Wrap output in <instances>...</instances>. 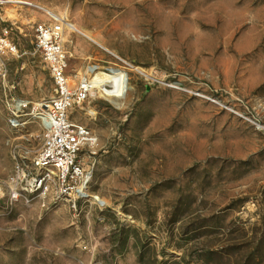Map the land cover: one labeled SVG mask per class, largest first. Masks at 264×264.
<instances>
[{"label": "rangeland", "instance_id": "1", "mask_svg": "<svg viewBox=\"0 0 264 264\" xmlns=\"http://www.w3.org/2000/svg\"><path fill=\"white\" fill-rule=\"evenodd\" d=\"M30 1L97 40L65 23L72 80L91 63L126 66L119 56L159 81L126 69L124 96L70 110L97 139L81 158L102 203L0 190V264H264V0ZM11 6H0L18 45L0 54V186L41 145L34 106L53 92L33 31L51 18L20 7L11 22Z\"/></svg>", "mask_w": 264, "mask_h": 264}, {"label": "built area", "instance_id": "2", "mask_svg": "<svg viewBox=\"0 0 264 264\" xmlns=\"http://www.w3.org/2000/svg\"><path fill=\"white\" fill-rule=\"evenodd\" d=\"M11 3V0H0V6ZM17 3V12L20 7H38L46 11L51 18L36 19L33 31L35 50L41 53L53 79V92L49 98L37 102L34 106L37 124L43 131L41 145L30 159L24 156L15 163L13 171L0 186V190L3 189L4 193L5 189L11 202L45 203L51 199L55 203L64 202L72 208H77L80 202L92 196L88 186L92 173L85 169L81 152L85 148L93 147L97 139L87 126L70 119V110L95 94L106 96L111 92L116 86L112 75L120 68L124 69L127 86L130 77L126 69L132 70L136 66L117 56L126 66H101L91 63L77 81L72 80L69 74L70 52L64 42L66 21L30 0H19ZM8 18L11 22L16 20ZM12 31L13 27L9 24L0 30V54L18 53V45ZM135 70L148 81H159L146 71L139 68ZM103 73L107 77L103 76ZM98 74H101V78L96 84L94 80ZM21 106H27V103L18 100L15 107ZM10 122L14 127L24 124L18 115L13 116ZM95 200L101 203L99 198Z\"/></svg>", "mask_w": 264, "mask_h": 264}, {"label": "bare ground", "instance_id": "3", "mask_svg": "<svg viewBox=\"0 0 264 264\" xmlns=\"http://www.w3.org/2000/svg\"><path fill=\"white\" fill-rule=\"evenodd\" d=\"M13 3H14V6H11L7 9V16L11 17V18H16L18 15L17 13V9H16V4H18L17 2L19 0H11ZM68 26L78 30L79 32H81L83 35L87 36L89 39L93 40L94 42L97 41L89 32L87 31H83L81 30L80 28H77L74 24L70 23V22H65ZM98 43V42H97ZM99 44V43H98ZM101 44V43H100ZM124 69H119V70H116L115 73L112 75V77L115 79L116 81V86L115 88L111 91V92H108L107 96H109L111 98V96H117V97H122L124 96L128 89L130 88L129 84H127V86L125 85V73L123 72ZM103 76L107 77L106 74H102ZM109 77V76H108ZM101 78V74H98L96 77H95V83L97 84V82L100 80ZM107 98V97H106ZM116 98V97H115ZM92 195V194H91ZM93 198H99L97 197L96 195H92ZM102 201V200H101ZM102 203V202H101Z\"/></svg>", "mask_w": 264, "mask_h": 264}]
</instances>
